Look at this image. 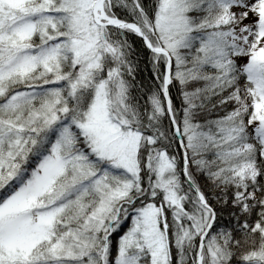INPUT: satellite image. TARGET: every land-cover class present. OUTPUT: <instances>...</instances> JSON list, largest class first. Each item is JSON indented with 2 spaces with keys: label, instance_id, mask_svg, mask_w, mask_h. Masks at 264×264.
Listing matches in <instances>:
<instances>
[{
  "label": "snow or ice",
  "instance_id": "6c2138e0",
  "mask_svg": "<svg viewBox=\"0 0 264 264\" xmlns=\"http://www.w3.org/2000/svg\"><path fill=\"white\" fill-rule=\"evenodd\" d=\"M0 264H264V0H0Z\"/></svg>",
  "mask_w": 264,
  "mask_h": 264
}]
</instances>
